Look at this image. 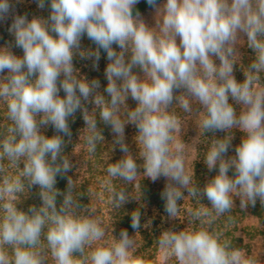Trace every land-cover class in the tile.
Wrapping results in <instances>:
<instances>
[{"label": "clouds", "instance_id": "clouds-1", "mask_svg": "<svg viewBox=\"0 0 264 264\" xmlns=\"http://www.w3.org/2000/svg\"><path fill=\"white\" fill-rule=\"evenodd\" d=\"M36 3L48 6L47 18L14 15L8 28L23 55L10 44L0 46V104L7 121L0 124V264H151L138 254L135 234L151 224H141L143 181L161 178L167 217L184 221L183 228L165 229L155 241L166 260L264 264V251L238 246L217 227L221 217L235 222L237 198L241 210L258 200L264 207V0H147L155 10L153 26L136 10L140 0ZM11 10V0H0V21ZM84 37L96 47L83 49ZM241 47L254 54L247 65ZM101 50L108 61L103 92L98 79L89 80L74 65L79 56L98 68ZM237 65L243 81L234 75ZM78 111L85 125L79 140L90 155L105 141L98 119L111 129L112 151L119 146L123 153L107 163L102 185L114 211L138 203L131 212L133 235L127 229L114 235L117 219L106 222L90 203L102 194L89 186L82 192L83 183L67 175L74 167L65 151L72 136L69 120ZM189 118L198 135L186 143ZM48 125L52 136L41 131ZM127 125L137 130L136 156L126 142ZM234 129L243 136L235 155L228 156ZM210 132L225 135L210 139ZM200 135L209 140L202 161L217 173L203 187L195 161L189 167ZM58 176L67 180L63 192L56 187ZM33 187L40 204L25 211L18 205ZM84 195L86 205L80 203ZM188 199L194 203L181 217Z\"/></svg>", "mask_w": 264, "mask_h": 264}, {"label": "trees", "instance_id": "trees-1", "mask_svg": "<svg viewBox=\"0 0 264 264\" xmlns=\"http://www.w3.org/2000/svg\"><path fill=\"white\" fill-rule=\"evenodd\" d=\"M48 7V6H47ZM152 6L147 4V0H140V3L137 4L136 10L141 13L145 9H148ZM28 10H24L27 16L30 15V13H27ZM28 18L30 19V17ZM8 23H12L11 14L7 17ZM11 25V24H10ZM9 28V27H8ZM7 28V31H8ZM83 41H86L88 44H93L90 40L87 39V37H84L82 39ZM12 43V42H11ZM9 45V44H7ZM11 46L13 44H10ZM94 45V44H93ZM95 46V45H94ZM18 55H22L23 52L20 48H18ZM98 72H80L81 75L87 77L89 80H92L94 77H96V74ZM60 95L63 96V91L60 92ZM107 96V94H105ZM129 107H135V102L131 99L128 100ZM89 111L92 110L93 106H87ZM177 112H179V109H176ZM6 109L5 107L0 104V124L6 123ZM70 128L72 132L71 136V143L68 144L65 151L69 154L70 159L73 162V169L70 171L67 175L71 176L74 180L78 179V184L83 183L81 185V191L86 192L87 187H91L96 193L102 194V198L100 196L91 197L90 203L93 204L97 210L98 215L104 218V220L108 223L112 222L114 219H117L114 228V235L118 237L119 232L121 229H127L130 235H133L135 230L131 227V212L134 211L139 205L135 200L127 202L123 208L119 211H114L111 207L110 201H109V193L105 190V188L102 185V181L107 178V172L106 167L107 163H114L117 160H119L123 153L119 150V146H116L112 151V140H113V134L111 132V129L109 126L104 125L103 123L99 122L98 119V127L102 130V134L105 137V141H102L98 144L97 152L95 154L90 155L87 151V146L83 143V140H79V135L81 129L85 127L84 121L82 119L81 112H77L74 118H70L69 120ZM134 129L131 131V125H127L125 129V136H126V142L130 146V150H133L134 148H137L134 143V136L136 134V128L133 126ZM41 131L47 135L52 136L55 134V130L51 125L48 126H42ZM207 136L211 139L213 137L215 138H221L222 134L215 133H208ZM243 133L240 131H234L233 132V140H232V147L229 149L228 156L235 155L234 149L236 146H238L241 142ZM208 137L201 135L202 142L199 146L198 156L199 160L195 163V175L196 178L200 184V182H204V184L214 177L217 173L216 171H209V174L207 175V178L205 181L202 180L203 178V167L205 164L203 163V155L204 150L207 149L209 145ZM67 140L68 138L65 137ZM75 153V154H74ZM134 156L138 155V152H132ZM142 160L139 158L137 159L138 164H142ZM83 168V176L77 175V171ZM206 171L208 170L207 167L205 168ZM139 171L142 173L143 169H139ZM229 175H233V172L230 171ZM165 179L161 178L155 183L152 181L145 179L143 181V197H142V203L144 205L143 208H141L142 212V218H141V224H146L151 219L148 218V211L149 207H155L159 209L160 212L163 214H166L164 211V202L160 198V193L162 192L165 184ZM117 183H119L117 181ZM203 184V185H204ZM56 187L61 190V192L66 190L67 187V180L61 177H57V184ZM128 191H132V186H128ZM30 195L27 199L23 201L20 205H18L19 208L23 210H27L30 205L39 206L40 199L37 195L38 189L33 187L30 190ZM207 201V199H206ZM58 205L60 202H62V197L57 198ZM88 198L86 195L81 197L80 203L82 205H86L88 203ZM194 203V202H193ZM208 206L210 205L209 202H206ZM167 215V214H166ZM234 216V223L228 224L226 222V217H221L217 222V227L225 232V234L229 238H233L236 242V244L248 251H255V252H261L264 251V207L261 206L259 200L257 201L256 205L249 206L244 210H241L240 208V201L239 199L234 200V208L233 213ZM249 220V221H248ZM246 222H250L249 224H246ZM233 225V226H232ZM232 226V228H230ZM241 228H238V227ZM245 235L239 236L236 238L234 233L237 231H240ZM250 233H249V232ZM159 237L157 233V228L155 227V222L151 221V224L148 228H142V230L135 234V238L137 240L138 244V254L145 256L147 259L151 261V264H157L155 263V256L153 252L157 249L156 245V239ZM247 238L245 240V238ZM236 238V239H235Z\"/></svg>", "mask_w": 264, "mask_h": 264}, {"label": "rangeland", "instance_id": "rangeland-1", "mask_svg": "<svg viewBox=\"0 0 264 264\" xmlns=\"http://www.w3.org/2000/svg\"><path fill=\"white\" fill-rule=\"evenodd\" d=\"M161 2H163V0H161ZM11 3H12V10L10 12L11 18H13L14 15H24V10H28L27 13H30V15H32V17L33 16H42L44 18H47L49 15V8L47 7V5L45 6L44 9H40L37 7L36 0H11ZM140 15L145 20V22L147 24H149L150 26H153L155 24V10L153 9V7L145 9L143 12L140 13ZM32 17H30V19ZM10 24L11 23H8V21H7V17L5 20L0 21V46H4L7 44H13L12 50L16 55H18L19 52H18V48L15 47L14 36L12 34H10L9 31H7V28L10 27ZM81 47L83 49H88V48H95L96 46H94L93 44H90V43L88 44L86 41L81 40ZM113 47H116V46L114 45ZM117 51H119L118 48H117ZM240 51L242 53L241 62L244 65H247L248 63H250V60L254 54H253L251 49H247L246 47H241ZM22 55H18V56H22ZM107 63H108V61L106 59V53H104L102 50H101V59L99 60L98 68L93 67V61L92 60L81 59L79 56L74 58V65L76 66L77 69H79L80 72H98L96 74V77H94L93 79H98L100 81L101 87H100L99 91H101V92H103L104 88L107 85V81H106V78L104 76V70H105ZM217 63H218V61H217ZM234 75L236 76V79L238 81H243L244 76H243V72L241 71L239 65L236 66ZM104 94H106V93H104ZM86 106H93V105L87 104ZM234 106L236 107L237 111H239L240 106L235 105V104H234ZM195 107H198V106L194 105V108ZM189 119H191L192 121L191 120L187 121V127H186V130L184 131V135H183V139L186 143H191L192 140L195 139V137L198 135V130L194 124L195 119L194 118H189ZM133 126L134 125H131V131H133V129H134ZM234 131H239V130L234 129L233 132ZM217 133L225 135V133H223V132H217ZM202 141L203 140H202L201 135H200L198 137V147L200 146ZM130 146H132V145H129V148H130ZM131 152L137 153L138 149L134 148L133 150H131ZM197 153H198V151L194 152L192 154V156L189 158V167H191L192 162L195 161L194 162V169H195L196 161L199 160V156ZM205 168H206V166L203 167V171H204L203 172V178H202L203 181L206 180L207 175L209 174V170L206 171ZM82 171H83V168H80L77 171V175L84 177L85 174L83 175ZM203 184H204V182H200L201 187H203ZM185 195H187L186 192H185ZM206 202H207L206 198L202 199V203L208 205ZM192 204H193V201L191 199H188L185 201V205L182 207L181 217H183V208L186 206L192 205ZM148 209H149L148 218L151 219V221L155 222V227L157 228L158 235H160V233L163 230L168 229V228H175L176 230H179V229L184 227L183 219H181V222L179 220H171L167 217L166 214H163L162 212L159 211V209H157L155 207L154 208L149 207ZM249 223L250 222H246V224H249ZM232 226H230V228H232ZM238 228H241V227L239 226ZM237 234H238V236L244 235L241 232V229H240V231H237L236 233H234L235 236H237ZM246 239L247 238H245V240ZM153 254L155 256V263H157V264H175L174 260H166L163 257L161 250L158 247L153 252Z\"/></svg>", "mask_w": 264, "mask_h": 264}]
</instances>
